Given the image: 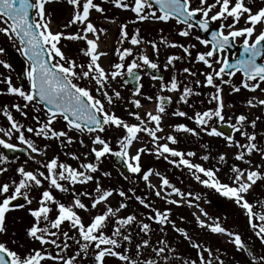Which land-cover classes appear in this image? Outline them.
Wrapping results in <instances>:
<instances>
[{
  "label": "snow or ice",
  "instance_id": "1",
  "mask_svg": "<svg viewBox=\"0 0 264 264\" xmlns=\"http://www.w3.org/2000/svg\"><path fill=\"white\" fill-rule=\"evenodd\" d=\"M51 0H0V33L8 39L14 40L18 44V51L26 58L28 70L25 73L28 87L23 85L14 86L10 77H5L3 83L5 89H0V94L15 95L22 103H13L10 108L18 112L22 117L28 118L29 109L33 113L31 118L36 122L35 126H25L18 122L9 108L4 105L0 108L7 119V126L0 127V146L3 149L15 152L17 150L26 152L30 159L34 160L40 168L36 170H26L21 164L16 173L19 180L0 183V233L7 232L6 214L13 207H24L18 202V198H23L26 204L31 205L33 199L30 193L35 188L43 189L39 193L38 206L29 207L27 211L34 218V223L26 230V237L32 242L28 248L18 251L10 248L5 242H0V264H107L106 257L118 258L123 264H173L175 260L181 259L179 255L170 257L167 253L176 252L169 242L163 237L154 243L150 240L152 227L150 223L138 219V214L131 213L126 217L118 215L121 209L127 205L120 203L119 207L113 208L109 198L115 189H102L99 177L95 174L100 172L101 158L111 155L119 159L125 166L128 173L140 174L148 188H153L150 176L153 175L151 169L143 170L141 154L144 151L154 152L157 159L163 158L176 168H186L194 179L206 188L213 189L223 197L229 198L241 210V214L246 216L248 227L264 246V214L254 210V203L246 199L250 189L257 180H264V147L258 145L255 131L249 132L250 125L255 129L257 119L248 120L246 114L235 116V123H228V127L233 132H238L244 137L246 143H240L232 135L225 136V133L210 122L217 120L225 122L223 113L224 101L222 98V85L231 84V77L235 74H242L241 85L244 89L255 92L264 83V3L256 4L249 0H106L117 9L128 10L134 14L135 21H156L169 23L174 21L177 25H183L178 29V34L182 37L192 36L193 30L202 33L210 32V39L195 35V40L208 50L197 52L195 62H200L208 69L201 72L204 80L194 81L197 87H211L215 90L210 97V102L215 101L214 108L197 111L193 116L177 109L170 115L186 117L193 120L209 136H225L230 145L236 146L239 151L235 159L245 164L252 165L251 156L261 155V162L254 168H241L232 165L229 176L230 183L222 182L218 176L219 168H205L201 163H194L191 157H195L193 151L184 152L170 145L178 143L177 137L171 132L165 136L158 135L164 131L162 122L165 116L169 115L167 106L172 103L169 95L162 93L178 92L177 103L189 104L188 98L192 95H200L191 86L181 83L177 75L173 74L169 81H165L163 76L153 75L151 71H159L158 63L159 47L156 41L147 43L153 49L157 59H151L147 54L136 52L133 47L116 48L115 55L117 61L111 63L109 69H105L100 61L107 53L98 51V32H107L105 28H97L91 19V12L103 15L106 11L100 3L94 0H67V4L72 6L73 13L68 23L64 25L68 28L79 24L81 27L75 33H65L52 31L51 16L46 11V4ZM104 19H110L104 17ZM112 22H115L112 19ZM243 22V26L241 25ZM213 23L217 24L212 28ZM127 25H120V41L122 45L126 40L133 46L143 43L139 36V29L135 34L129 36L126 31ZM163 32V29H161ZM91 34L92 38H89ZM84 40L86 47L81 49L86 61L77 62L71 59L62 51L61 40ZM166 46L181 48L183 53L191 59V49L195 44H179L169 42L161 37ZM232 49L234 59L229 60V53ZM4 49L0 48V52ZM183 57L169 55L165 70L170 66L175 68V61L182 60ZM5 68L10 65L0 60ZM189 77H195L196 72L190 68L181 69ZM142 74H147L153 80L159 81V92L155 96L146 95L141 92ZM227 76L229 79H224ZM118 78L123 83L120 84ZM130 81H135L136 86L132 90L131 99L128 103L136 111H128V116L134 118L135 123L116 115L117 104L123 102L121 92L112 87L115 82L120 87L127 85ZM232 92H239L240 87L232 86ZM142 97L148 101H155V110L145 111L143 115L139 111L143 107ZM256 98L249 99V107H256ZM258 105L264 107V99H259ZM127 110V109H126ZM233 118L228 117L230 122ZM63 122V127L57 129L56 124ZM172 132L198 135L197 129L188 127L184 123H176L169 126ZM118 130L116 144L118 148L112 146L111 140L107 136L109 130ZM42 137L45 140H56L61 145L67 147L71 145L77 137L70 133H79V143L82 147L85 144L83 136L87 135L91 144L90 153L94 154V162H81L78 167L63 162L58 155H54L48 160L37 159L38 156H47L48 145L38 146L32 136ZM141 133L144 135L142 136ZM19 142L11 143V139ZM145 137L149 138L152 145L148 148L145 144ZM163 141V142H162ZM135 142V143H134ZM139 145L132 153L130 149ZM22 146V147H21ZM71 159L80 160V156L74 152H65ZM88 152L84 153L85 159ZM187 157V158H186ZM247 157V158H246ZM8 157L0 152V163L6 161ZM203 160H208L209 156L204 155ZM225 159L224 154L219 155V160ZM27 163V161H25ZM44 170H40V169ZM7 169L0 167V173ZM109 176L110 173H102ZM160 176V173H155ZM128 177H125L127 179ZM45 182L47 187H44ZM89 182L94 186L93 192H81L75 187L77 184L84 186ZM53 190L61 193H70L71 204H65L58 200ZM170 190V191H169ZM132 197L149 209V214L145 216L148 221L155 222L161 226L160 231L164 232V225L171 224L173 230L187 238L190 246L197 250V258L192 259L191 264H225L220 256L213 255V249L202 243H191L192 237L188 236L187 230L177 227L174 221L169 219L171 209L161 211L154 207L147 197L135 194L134 189H129ZM118 195L122 198L127 196L124 190H119ZM87 196L91 204L82 202L81 197ZM155 196L161 197L166 203L180 205L185 197H188L189 206H193L195 201H199L200 196L193 192H184L180 188L170 183L167 177H162L160 186L155 188ZM170 197H176L170 199ZM13 201H17L13 204ZM257 209L259 202H256ZM104 205V208H100ZM199 210L200 215H195V225L201 229L210 231L212 234H222L229 238V242L234 245L237 251H245L251 256V264H264V255L257 256L251 252L248 244L242 239L241 234L227 230L219 223V218L214 222H208L207 212L198 203L194 205ZM58 214L54 218L50 215L53 210ZM78 210L85 212L95 211L96 214L89 217V222L85 223ZM201 216L205 219H201ZM183 220V217H181ZM68 223L72 230V235L64 231L62 225ZM111 225V227H109ZM136 226L139 231L135 233L137 243L130 252L129 245L132 244V228ZM39 245L36 247L35 245ZM20 246L18 245V248ZM75 251L70 253V250ZM151 251L153 255L143 258L146 251ZM208 256L205 258L204 253ZM187 261V258H183ZM239 264V262H238Z\"/></svg>",
  "mask_w": 264,
  "mask_h": 264
},
{
  "label": "rangeland",
  "instance_id": "2",
  "mask_svg": "<svg viewBox=\"0 0 264 264\" xmlns=\"http://www.w3.org/2000/svg\"><path fill=\"white\" fill-rule=\"evenodd\" d=\"M96 3H100L106 11L103 15L95 12L94 10L91 12V19L97 28H105L107 32H98V42H104L106 44V51L108 52L109 56L106 58V63L101 65L105 69H109L111 63L117 61V56L115 55L116 48H124V47H133L134 54L136 52H142L147 54L151 59L156 60L157 57L153 52L151 46L147 43L148 41H156L157 46L159 47V57L158 63L160 65V69L164 70L166 76L164 80L167 82L170 80V77L173 74L177 75V79L181 81L182 85L187 84L191 86L196 92L201 93L200 95H192L188 98L189 104L192 107H189L188 104L185 103H177L179 98L178 92L173 93H162L163 95L171 96L173 100V104L167 106V111L169 115L165 116L162 126L164 127V131L158 133V135L165 136L171 132V134L177 137L178 143L175 145H170L172 147L177 148L178 150H182L184 152L193 151L196 153L195 157H191L194 163H201L205 168H219L218 176L222 182H228L229 176L231 175L230 169L232 165L236 164L241 168H254L256 164L261 162V155L256 153L251 156V160L253 164L250 166L245 164L241 161L235 159L236 153L239 149L234 146L230 145L225 136L216 137V136H209L203 131H200L199 127L195 124L193 120L187 119L186 117H178L170 115L172 112L176 111L177 109L185 111L188 113V116H193L197 111H203L208 108L215 107V101L210 102L211 95L214 94L215 90L211 87H197L194 83L196 79L201 81L204 80V76L201 75V72H207L208 69L205 65L200 62H195V55L197 52H204L208 49L201 45L198 41L195 40V35H201L199 31L195 29L192 32V36L190 37H182L178 34V29L182 28L183 25H177L174 21L169 23L163 22H156V21H135L134 14L128 10H121L117 9L112 6L110 3H107L106 0H94ZM211 2V0H209ZM249 2H253V0H249ZM256 4L264 3V0H254ZM46 11L50 13L51 16V29L52 31H61L65 33H75L81 26L79 24L72 25L68 28H65L64 25L68 23L73 13L72 6L67 4V0H51L50 3L46 4ZM104 17H108L110 19H104ZM112 19L115 22H112ZM126 24L127 28L126 31L129 33V36L135 34L136 29H139V36L142 38L143 43L139 46H133L130 44L129 41H125L122 45L119 43L120 36V25ZM216 24V23H215ZM217 25V24H216ZM243 26V22L241 25ZM163 29V32H161ZM112 35L113 41L111 44L108 42V36ZM164 37V40L169 42H177L179 44H184L185 46L189 44H195L196 47L191 49L192 57L189 59L181 48L178 47H169L166 46L161 37ZM202 38H204L201 35ZM89 38H92L91 34H89ZM62 46V51L71 59H75L77 62L86 61V57H84L81 49L86 47V41L84 40H65L62 38L60 42ZM5 45H12L15 49H18V44L14 40L8 39L4 34L0 33V48H4ZM18 51V50H17ZM98 51L99 43H98ZM19 52V51H18ZM169 55H176L183 57L182 60L175 61V68L169 67L167 70L163 67L165 63H167V57ZM229 55V54H228ZM229 57L234 58L232 54ZM0 60L7 62L6 55L4 52H0ZM184 67L190 68L193 72H196L197 75L195 77H189L187 74L180 71ZM5 77H10L11 81L14 86L23 85L25 88L28 87V82L25 80L23 83L19 82L14 71L10 68H5L2 64H0V89H5L6 85L3 83ZM224 79H229L227 76ZM242 74L237 73L233 77H231V84L222 85V98L224 101V109L223 113L225 115V123H235V116L239 114H246L248 116V120L251 121L252 119H257L255 129H252L249 125L247 130L249 132L255 131L257 134V143L258 145L264 147V107L258 105L259 99H264V92L260 89H257L255 92L249 91L244 89L241 85L242 82ZM120 84L123 83L121 78H118ZM240 87L239 92H232V86ZM112 87L116 90L121 92L122 97L125 99L123 102L117 104L115 108L116 115L120 116L121 118L127 120L128 122L135 123L136 121L134 118L128 116V111H136L131 104L128 103V100L131 99L132 88L130 85H124L120 87L119 84L113 83ZM261 88H264V83L261 84ZM141 92L155 96L157 94H161L159 92V81L153 80L147 74H143L142 79V88ZM256 98L255 103L257 104L256 107H249L247 101L249 99ZM141 99V103L143 107L139 109L141 114L145 111H153L155 110V101H148L143 99L142 97H137ZM13 103H22V101L16 97L15 95L7 94L6 92L0 94V108L4 105H9ZM127 109V110H126ZM12 114L14 118L23 123L26 127L29 125L35 126L36 122L32 120L33 115H41V119H43V115L41 113H33L31 109H29V116L28 118L22 117L18 112L12 110ZM231 116L233 119L229 122L228 117ZM7 119L6 117L0 113V127L7 126ZM176 123H184L188 127L197 129L198 135H191L187 133H176L172 132L170 125H174ZM221 123L217 120H213L210 122L211 125L218 126ZM55 127L59 130L63 127V122L60 124H56ZM74 134L77 139L69 146L64 147L56 140H45L42 137H35L32 134L26 133V135L32 136V138L36 141L38 146H43L45 144L48 145L47 148V156H38L37 159L40 160H48L54 155H58L59 159L63 162H66L73 167H78L79 164L83 162H94V154L90 153L89 149L91 147L89 138L87 135L83 136L84 142L88 147H82L79 143L80 134L79 133H70ZM118 130L112 129L107 132V136L111 140L112 146L114 148H118L116 144V139L118 135H121ZM143 136L144 134L141 133ZM233 137L235 140H239L240 143H246L244 137L240 136L238 132H233ZM11 143H19L15 137H13L10 141ZM163 142V141H162ZM135 143V142H134ZM145 144L148 148H151L152 145L150 143L149 138L145 137ZM137 146V147H136ZM132 147L130 151L134 153L136 148L139 145ZM0 152L4 154V149L0 146ZM65 152H74L80 156V160L71 159L69 156L65 155ZM88 152V156L85 159L84 153ZM224 154L225 159L223 161L219 160V155ZM204 155H208V160H203L202 157ZM187 158V157H186ZM247 158V157H246ZM27 161V163H25ZM142 171L151 169L153 175L150 176V182L153 188H148L146 182L143 181L140 174H128L122 175L114 166L112 162V156L108 155L106 157L101 158L100 163V172L96 173L95 175L99 177V181L101 184L102 189H115L113 195L109 198L110 205L115 209L119 207L120 203H125L127 207L125 209H121L118 213L121 217H126L128 214L136 213L138 214V219L142 220L143 222L150 223L151 227L155 224V222L148 221L145 216L149 214V209L144 208L140 205L134 197L132 199H128V197H132V192L128 191L129 189H134L136 195H140L143 197H147V200L154 206L158 207L161 211L164 209H171V215L169 219L174 221L177 227H183L187 230L188 236L192 237L191 243H202L205 244L213 249V255L215 252L224 251V262L225 264H251V256L248 252L245 251H237L236 248L232 243L229 242V238L226 235L222 234H212L210 231L201 229L195 225V215H200L199 210L195 207V203H198L201 208H203L208 214V222H214L216 218H219V223L227 230L236 232L241 234L242 239L248 244L252 253L257 256L264 255V246L261 245L259 239L254 235L253 231L248 227L246 222V216L241 214V210L238 206H236L232 200L229 198L223 197L221 194L217 193L213 189L206 188L198 181H196L193 175L190 174L189 170L186 168H176L173 165L169 164L163 158L157 159L156 154L154 152L144 151L141 154V161ZM23 164L26 170H36L40 168V166L29 156L20 157L16 160L9 161L6 160L0 163V167H4L7 169L6 172L0 173V183L2 182H9L11 180H19V176L16 173V169ZM44 170V169H40ZM261 171H264V167H262ZM108 172L110 173L109 176H104L102 173ZM160 173V176L155 175V173ZM125 177H128L125 179ZM162 177H167L173 185L180 188L184 192H193L197 196H200L199 201H195L193 206H189L188 204V197H185L183 202L180 205H174L170 203H166L163 199V196L156 197L155 196V188L160 186V181ZM48 185L45 182L44 187L46 188ZM78 191L81 192H93L94 186L91 182L88 184L81 186L77 184L75 186ZM124 190L127 193V196L122 198L118 195L119 190ZM34 190V191H33ZM30 193V197L33 199V203L28 205L23 202L24 207H13L10 211L6 214V227L7 232L0 233V242H5L8 247L16 249L18 251H22L29 246H31L32 242L29 238L23 241H16L13 240V236H18L20 233V229H24V232L27 230L28 227L34 223V218L30 216V213L27 211L29 207L35 208L38 206V199L39 193L43 189L37 190L33 189ZM170 191V190H169ZM54 196L65 204H71L72 196L70 193H61L57 190H53ZM176 197H170V199ZM82 202L87 205L91 204V200L89 197L84 196L81 197ZM213 199L218 200L222 205L221 209L214 204ZM246 199L249 202L254 203V210H257L258 213L264 214V180H257L255 185L250 189L249 194L247 195ZM256 202H259V208L257 209ZM101 209L104 208V205L99 206ZM79 214L82 216L85 223L89 222V217L96 214L95 211L85 212L83 210H78ZM58 214L56 210H53V213L50 215L54 218V216ZM195 214V215H194ZM230 214H237L243 218L239 219V223L236 224L234 222L229 223ZM236 215V216H237ZM183 217V220L181 219ZM201 219H205V217L201 216ZM66 222H64L65 224ZM111 227V225L109 226ZM133 240L131 246V250L134 246V241H137V236L135 233L139 230L136 226H133ZM165 231L162 235L173 247H175L176 252L167 253L170 257H175L179 255L181 259L175 260L173 264H191L192 259H198L197 253L193 254V251L196 249L190 246V242L187 238L183 237L180 233L173 230L171 224H166L163 226ZM153 235H157L154 230L151 233V242H155L157 239L160 238ZM18 245L20 246L18 248ZM39 247V245H35ZM215 250V252H214ZM149 255H153L151 251L145 252L143 258H147ZM205 258H207L208 253H204ZM187 258V261L185 259ZM107 264H123L118 258L108 256L105 258ZM215 263V262H214Z\"/></svg>",
  "mask_w": 264,
  "mask_h": 264
},
{
  "label": "water",
  "instance_id": "3",
  "mask_svg": "<svg viewBox=\"0 0 264 264\" xmlns=\"http://www.w3.org/2000/svg\"><path fill=\"white\" fill-rule=\"evenodd\" d=\"M204 35V37H206L207 39H210V32L209 33H202ZM235 49H232L231 52H235ZM4 52L7 55L8 58V64L10 65V67L15 71L18 79L20 82H24L25 80H27L25 73L28 70V62L26 60L25 57H23L21 54H19L16 49L11 46V45H7L4 47ZM230 62H232V58H229ZM151 71L153 75H157L160 76L162 75L164 77V73L162 71H156V70H148ZM140 83V82H139ZM129 84H131L133 86V89L136 86V82L135 81H130ZM219 129L222 130L223 132H225L227 135H232V129L230 127H228V124H222L219 126ZM26 154V152H22V151H15V152H11L8 150H5V155L9 158V159H15L20 155ZM114 163L115 165L124 173H127V170L125 168V166L119 161L118 158L113 157ZM18 202L21 203V198H18ZM13 204H16L17 201H13ZM215 204L220 208V205L218 203V201H215Z\"/></svg>",
  "mask_w": 264,
  "mask_h": 264
},
{
  "label": "flooded vegetation",
  "instance_id": "4",
  "mask_svg": "<svg viewBox=\"0 0 264 264\" xmlns=\"http://www.w3.org/2000/svg\"><path fill=\"white\" fill-rule=\"evenodd\" d=\"M212 27H217V25L215 24V23H213V25H212ZM196 31H198V30H196ZM160 69V68H159ZM142 79H143V74H142V76H141V81H140V84H142ZM132 88V87H131ZM131 174V173H130ZM24 204V203H23ZM62 228H63V230L64 231H68L69 232V235H72V230L70 229V226H68V223L66 222L65 224H63L62 225ZM134 228V227H133ZM133 228H132V232L133 231H135V230H133ZM20 231V233H18V236L16 235V236H13V240H16V241H23V240H26L27 239V237H26V235H25V233H26V231L24 232V229H20L19 230ZM139 231V230H138ZM137 231V232H138ZM158 236L160 235V233H158L157 234ZM157 235H153V237H155V236H157ZM151 235H150V240H151ZM164 238V237H163ZM165 239V238H164ZM137 243V241H134V245ZM129 247V249H130V252L132 251L131 250V246L129 245L128 246ZM75 251V248L73 247V249H71L70 250V253H68V254H71L72 252H74ZM150 251V250H149ZM146 252H148V251H146ZM89 264H90V262H89Z\"/></svg>",
  "mask_w": 264,
  "mask_h": 264
},
{
  "label": "trees",
  "instance_id": "5",
  "mask_svg": "<svg viewBox=\"0 0 264 264\" xmlns=\"http://www.w3.org/2000/svg\"><path fill=\"white\" fill-rule=\"evenodd\" d=\"M237 214H230V217H229V223H232V222H234V223H236V224H238L239 222V219H242L243 220V218L241 217V216H239V215H237ZM154 225H157L156 223L154 224ZM153 230V229H152ZM152 233V232H151ZM194 253L193 254H195V253H197V250L196 251H193ZM214 252H215V250H214ZM224 251L223 250H221V252L219 253V252H215L214 253V256H220L223 260L225 259V257H224ZM213 264H215L214 262H213Z\"/></svg>",
  "mask_w": 264,
  "mask_h": 264
},
{
  "label": "bare ground",
  "instance_id": "6",
  "mask_svg": "<svg viewBox=\"0 0 264 264\" xmlns=\"http://www.w3.org/2000/svg\"><path fill=\"white\" fill-rule=\"evenodd\" d=\"M112 41H113V38H112V35L110 34L109 36H108V42H109V44H111L112 43ZM99 43V49H100V52H104V53H107V55H105V56H102L101 58H100V63H102V64H104V63H106L107 61H106V58L109 56V54H108V52L106 51V44L104 43V42H98ZM136 146V145H135ZM137 147V146H136Z\"/></svg>",
  "mask_w": 264,
  "mask_h": 264
}]
</instances>
